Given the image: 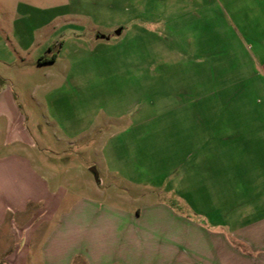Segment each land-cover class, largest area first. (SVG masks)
Returning a JSON list of instances; mask_svg holds the SVG:
<instances>
[{"label":"rangeland","instance_id":"obj_1","mask_svg":"<svg viewBox=\"0 0 264 264\" xmlns=\"http://www.w3.org/2000/svg\"><path fill=\"white\" fill-rule=\"evenodd\" d=\"M245 5L0 0V89L26 117L34 166L67 191L63 205L87 196L93 215L149 200L184 215L212 207L196 187L205 129L264 117Z\"/></svg>","mask_w":264,"mask_h":264},{"label":"crops","instance_id":"obj_2","mask_svg":"<svg viewBox=\"0 0 264 264\" xmlns=\"http://www.w3.org/2000/svg\"><path fill=\"white\" fill-rule=\"evenodd\" d=\"M245 4L252 75L264 87V0ZM205 130L196 187L212 207L184 215L149 200L93 215L92 198L63 205L67 191L34 166L26 117L0 89V264H264V117H220Z\"/></svg>","mask_w":264,"mask_h":264},{"label":"water","instance_id":"obj_3","mask_svg":"<svg viewBox=\"0 0 264 264\" xmlns=\"http://www.w3.org/2000/svg\"><path fill=\"white\" fill-rule=\"evenodd\" d=\"M92 170L95 172V177H97V173H96L95 169H94V168H92Z\"/></svg>","mask_w":264,"mask_h":264}]
</instances>
